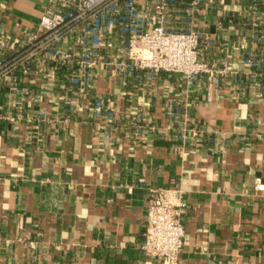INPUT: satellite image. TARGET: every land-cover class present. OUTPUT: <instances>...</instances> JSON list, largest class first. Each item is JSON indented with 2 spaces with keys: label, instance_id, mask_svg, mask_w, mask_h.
Returning <instances> with one entry per match:
<instances>
[{
  "label": "crops",
  "instance_id": "1",
  "mask_svg": "<svg viewBox=\"0 0 264 264\" xmlns=\"http://www.w3.org/2000/svg\"><path fill=\"white\" fill-rule=\"evenodd\" d=\"M71 1L0 0V264H163L142 247L156 188L169 190L185 229L177 264H264V78L236 82L251 81L249 51L264 61V0L256 24L248 0L199 8L209 68L192 79L118 68L126 38L111 31V64L86 89L39 26ZM80 33L72 24L58 46L82 48ZM95 96L112 108L111 128Z\"/></svg>",
  "mask_w": 264,
  "mask_h": 264
},
{
  "label": "built area",
  "instance_id": "2",
  "mask_svg": "<svg viewBox=\"0 0 264 264\" xmlns=\"http://www.w3.org/2000/svg\"><path fill=\"white\" fill-rule=\"evenodd\" d=\"M248 1L253 24H256L259 0ZM208 3L215 8L219 5L216 0H73L67 7L43 14L39 26L47 33L49 54L72 66L71 82L85 89L92 85L99 63L111 64L110 60L102 58L105 35L111 31L126 38L129 60H116L114 64L118 68H144L149 76L161 70L176 71L192 79L209 68L198 57L201 31L194 25L199 8ZM74 23L82 27L77 39L82 48L59 47L57 42ZM32 36L38 38L37 33ZM253 39L258 40L259 35L254 34ZM243 62L251 81L245 73H237L236 82L241 88L249 84L256 87L259 78H264L263 57L251 50L243 57ZM4 63L0 59V66ZM225 71V68L221 70ZM167 108L174 112L173 99ZM93 111L96 116L104 117L110 128L113 126L114 112L102 97H94ZM255 187L264 191L260 176L256 177ZM184 235L185 229L169 190L154 189L147 205L143 249L161 258L163 264H177Z\"/></svg>",
  "mask_w": 264,
  "mask_h": 264
}]
</instances>
